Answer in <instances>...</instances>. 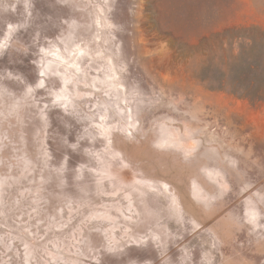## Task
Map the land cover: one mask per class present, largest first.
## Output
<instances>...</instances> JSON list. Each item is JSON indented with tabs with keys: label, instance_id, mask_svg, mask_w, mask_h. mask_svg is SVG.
Listing matches in <instances>:
<instances>
[{
	"label": "clouds",
	"instance_id": "obj_1",
	"mask_svg": "<svg viewBox=\"0 0 264 264\" xmlns=\"http://www.w3.org/2000/svg\"><path fill=\"white\" fill-rule=\"evenodd\" d=\"M142 20L0 0V264H264V155Z\"/></svg>",
	"mask_w": 264,
	"mask_h": 264
},
{
	"label": "rangeland",
	"instance_id": "obj_2",
	"mask_svg": "<svg viewBox=\"0 0 264 264\" xmlns=\"http://www.w3.org/2000/svg\"><path fill=\"white\" fill-rule=\"evenodd\" d=\"M138 2L143 10L144 38L153 45L156 41H167L172 51L169 60L156 64L155 70L174 72L194 84L208 81L209 98L223 122L229 123L241 145H252L258 154L264 155V100L251 101L237 96L243 91L239 88L244 85L240 80L246 83L243 89L253 90L248 82L254 79V74L238 56L241 51L257 46L260 34L264 33V0ZM237 38L251 43H241L239 50L233 52L232 45ZM226 40L229 52L217 62ZM250 55L246 56L245 63L252 65ZM24 219H28L26 214ZM131 254L141 259L146 255L136 250Z\"/></svg>",
	"mask_w": 264,
	"mask_h": 264
},
{
	"label": "trees",
	"instance_id": "obj_3",
	"mask_svg": "<svg viewBox=\"0 0 264 264\" xmlns=\"http://www.w3.org/2000/svg\"><path fill=\"white\" fill-rule=\"evenodd\" d=\"M260 37L261 38L259 39L257 46L255 45L253 48L251 47L248 50L245 49V51H241L238 56V60L248 65V67L252 70L254 79L248 82V84L253 85L252 91L243 89L242 86H245L246 83H244L243 80H240V83L244 85H239L241 86L239 88L243 91H241V94L237 96L247 98L251 101L264 100V33L260 34ZM249 54H251L250 59L253 58L252 60L254 61L252 65H250L249 62L247 64V61L245 63V58Z\"/></svg>",
	"mask_w": 264,
	"mask_h": 264
}]
</instances>
